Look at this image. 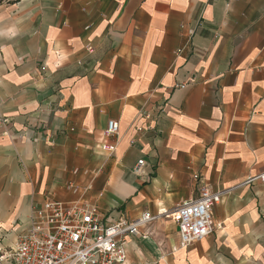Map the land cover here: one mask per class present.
I'll use <instances>...</instances> for the list:
<instances>
[{
    "label": "crops",
    "instance_id": "1",
    "mask_svg": "<svg viewBox=\"0 0 264 264\" xmlns=\"http://www.w3.org/2000/svg\"><path fill=\"white\" fill-rule=\"evenodd\" d=\"M0 119L1 247L46 200L134 220L198 173L226 190L216 232L182 247L162 216L126 264H264V0H0Z\"/></svg>",
    "mask_w": 264,
    "mask_h": 264
},
{
    "label": "built area",
    "instance_id": "2",
    "mask_svg": "<svg viewBox=\"0 0 264 264\" xmlns=\"http://www.w3.org/2000/svg\"><path fill=\"white\" fill-rule=\"evenodd\" d=\"M177 87L186 88L187 84ZM142 114L153 118L146 110ZM4 122L0 119V126ZM138 130L145 129L140 126ZM104 136L106 141L100 148L115 152L120 142L118 120L108 121ZM146 164L144 158L139 159L134 171L141 174ZM193 178L199 185L197 198L181 201L170 212L162 209L154 214L147 210L134 220L119 212L118 218L110 221V215L104 217L98 206L86 200H46L33 211L29 228L19 234L15 245L0 246V264H126L127 237L140 234L141 228L167 215L177 223L182 247L199 242L216 232L213 209L222 202L226 190H211L198 173Z\"/></svg>",
    "mask_w": 264,
    "mask_h": 264
}]
</instances>
